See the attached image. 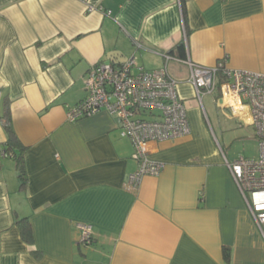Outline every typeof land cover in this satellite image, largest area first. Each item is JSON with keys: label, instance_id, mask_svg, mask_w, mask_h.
<instances>
[{"label": "crops", "instance_id": "1", "mask_svg": "<svg viewBox=\"0 0 264 264\" xmlns=\"http://www.w3.org/2000/svg\"><path fill=\"white\" fill-rule=\"evenodd\" d=\"M184 7L185 17L182 0H0V264H264V237L225 165L237 158L210 130L186 63L264 73V0ZM166 56L192 133L152 146L164 168L131 191L138 163L118 119L67 114L95 65L159 70ZM6 105L26 184L16 158L1 157ZM25 217L39 258L15 224Z\"/></svg>", "mask_w": 264, "mask_h": 264}, {"label": "built area", "instance_id": "2", "mask_svg": "<svg viewBox=\"0 0 264 264\" xmlns=\"http://www.w3.org/2000/svg\"><path fill=\"white\" fill-rule=\"evenodd\" d=\"M170 56L159 70L136 67L134 60L125 63L101 62L92 67L86 79V97L68 111L70 122L95 116L103 111L115 116L122 137L131 141L138 170L129 176L128 190H137L144 177H158L164 165L151 156L152 146L191 135L187 108L178 93V81L169 74ZM189 64L190 80L201 104L203 97L220 87L221 106L244 124L253 126L259 141L258 159L240 156L225 165L257 227L264 237V73L228 70L219 78V66L203 68ZM2 152L1 157H8ZM82 241L91 243L93 228L80 224Z\"/></svg>", "mask_w": 264, "mask_h": 264}, {"label": "rangeland", "instance_id": "3", "mask_svg": "<svg viewBox=\"0 0 264 264\" xmlns=\"http://www.w3.org/2000/svg\"><path fill=\"white\" fill-rule=\"evenodd\" d=\"M203 99L208 126L230 158L236 159L244 156L258 159L260 148L255 128L235 118L229 110H224L217 93L204 96ZM196 101L201 105L199 99Z\"/></svg>", "mask_w": 264, "mask_h": 264}, {"label": "trees", "instance_id": "4", "mask_svg": "<svg viewBox=\"0 0 264 264\" xmlns=\"http://www.w3.org/2000/svg\"><path fill=\"white\" fill-rule=\"evenodd\" d=\"M185 3H186V0H182L184 17L186 16L185 7H184ZM178 49L180 52L179 58L184 59L185 58V44L180 43L178 45ZM172 54H173V52H172ZM224 69H225L224 66H219V71H220L219 72V78H220V80H223L222 72ZM216 93H217V95H219V97H221L220 96V94H221L220 87H218V90L216 91ZM2 123H3V126L8 133V140L6 143L5 152L8 155L12 154V156L16 158L17 168H18L19 173H20V179L23 182L22 184H26V182H27L26 170H25L24 161H23L24 147H23L22 143L20 142V140L18 139V137H17V135L13 129L12 117H11V111H10L9 105H6L5 113H4V116L2 118ZM15 224L20 231L22 240L31 248L34 257L39 258L42 253L35 246V238H34L33 229H32V225L30 223L29 218L25 217V218L19 219L16 221ZM224 253H225L224 255L226 258L230 257V253L227 249H225Z\"/></svg>", "mask_w": 264, "mask_h": 264}, {"label": "water", "instance_id": "5", "mask_svg": "<svg viewBox=\"0 0 264 264\" xmlns=\"http://www.w3.org/2000/svg\"><path fill=\"white\" fill-rule=\"evenodd\" d=\"M221 102V101H220Z\"/></svg>", "mask_w": 264, "mask_h": 264}]
</instances>
